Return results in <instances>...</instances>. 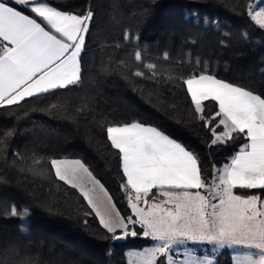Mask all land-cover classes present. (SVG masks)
Listing matches in <instances>:
<instances>
[{
    "label": "trees",
    "instance_id": "16d2710c",
    "mask_svg": "<svg viewBox=\"0 0 264 264\" xmlns=\"http://www.w3.org/2000/svg\"><path fill=\"white\" fill-rule=\"evenodd\" d=\"M49 3L66 13L93 15L79 57V82L0 106V264H130L127 252L146 248L153 239L139 224L128 225L137 236L114 239L80 192L56 176L51 161H81L120 215L135 220L107 128L136 122L193 152L202 179L211 181L247 139L241 134L213 144L206 121L218 105L204 101L201 119L184 81L212 75L264 98V28L252 18L255 0ZM233 191L264 199L261 189ZM149 197H157L156 190ZM212 257L213 264H231L226 248ZM156 264H167L165 257L159 255Z\"/></svg>",
    "mask_w": 264,
    "mask_h": 264
},
{
    "label": "snow or ice",
    "instance_id": "6c2138e0",
    "mask_svg": "<svg viewBox=\"0 0 264 264\" xmlns=\"http://www.w3.org/2000/svg\"><path fill=\"white\" fill-rule=\"evenodd\" d=\"M92 15L65 13L51 6L49 0H14L13 6L0 0V106L18 104L26 97L79 82L78 57ZM252 18L264 28V9ZM136 59L141 60L140 52ZM146 68L151 71L155 65L148 64ZM184 83L201 119L204 101L212 100L218 105V111L206 121L213 144H227L236 135L246 136L247 143L234 154L230 164L215 169L211 181L205 182L198 157L163 132L136 122L110 126L107 139L118 150L126 187L131 189L128 206L136 219L121 217L114 205L105 207L103 198L110 202L111 197L103 188V197L97 194L95 182L90 190L81 188V194L114 239L137 236L136 231L129 232L128 225L140 224L145 237L162 242L150 251L134 253L135 264H156L157 254L166 255L174 244L185 240L255 248L259 250L258 259L246 255L237 264H264V199L233 191L264 190V98L207 74L193 76ZM214 123L216 127H211ZM220 126L223 131L218 134ZM51 165L56 176L73 187L85 182L83 174L91 178L79 160L53 159ZM153 189L164 197L161 202L148 199ZM141 202L147 210L139 207ZM12 215H17L15 208ZM117 229L122 230V236L115 235ZM183 264L211 261L185 260Z\"/></svg>",
    "mask_w": 264,
    "mask_h": 264
},
{
    "label": "rangeland",
    "instance_id": "374dc122",
    "mask_svg": "<svg viewBox=\"0 0 264 264\" xmlns=\"http://www.w3.org/2000/svg\"><path fill=\"white\" fill-rule=\"evenodd\" d=\"M262 9H264L263 0H255V4H254L253 10H252V14L254 15L256 12H259ZM217 133L219 134V132H217ZM213 139H214V137H213ZM218 182L219 181H217V183ZM173 191H175V190H173ZM191 191H196V190L193 189ZM200 191L202 194L208 195L204 191V189H200ZM158 194L160 196L158 199H155L153 197L154 202H156V203H159L164 199V197L160 194V192ZM209 198L211 199V197H209ZM150 202H153V199H151ZM216 202L218 203V201H216ZM139 207L145 208V210H147V207H146V205L143 204V202H141L139 204ZM166 207H172V205H166ZM131 211H132V209H131ZM129 232H131V231H129ZM143 232H144V229H143ZM148 237L152 238L151 236H148ZM161 243H162L161 241L153 239V243L146 248H143L141 250H130V251H128L127 252V258L129 260L130 264H135L136 257L133 255L134 253H143L146 251H150V250L154 249L155 247L159 246ZM224 248L228 249L231 252V264H237V262L239 260H241L246 255H252L254 259H258L259 250L255 249V248H249V247H246L244 245L219 246L216 244H209L207 242H193L190 240H185V241H183V243L174 244L172 246V248L167 252V254L163 255V256L165 257V261L167 264H169V258L171 259V264H183V262L185 260H189V261L209 260V261H211V264H213L214 258L212 257V253L213 252L217 253L218 251H220L221 249H224ZM159 255H161V254H157L156 260L159 257Z\"/></svg>",
    "mask_w": 264,
    "mask_h": 264
},
{
    "label": "crops",
    "instance_id": "0c3cea01",
    "mask_svg": "<svg viewBox=\"0 0 264 264\" xmlns=\"http://www.w3.org/2000/svg\"><path fill=\"white\" fill-rule=\"evenodd\" d=\"M13 1V0H12ZM5 2V1H4ZM6 3V2H5ZM8 4V3H7ZM9 6H11L10 4H9ZM66 13V12H65ZM71 14V13H70ZM87 15V14H86ZM85 15V16H86ZM89 22V21H88ZM47 30V29H46ZM86 33H84V35H85ZM82 50V49H81ZM80 57V56H79ZM79 57H78V62H79ZM79 65H80V62H79ZM54 90V89H53ZM51 91V90H50ZM27 98V97H26ZM145 126V125H144ZM111 143V142H110ZM56 160H68V161H76L77 159H56ZM81 162V161H80ZM82 163V162H81ZM121 165H122V162H121ZM224 166H222V167H219V168H223ZM54 169V168H53ZM54 172H55V169H54ZM89 172V171H88ZM90 173V172H89ZM91 174V173H90ZM84 175V183L83 184H80V183H77V182H73V183H77V186L75 187L79 192H80V194H81V188H83L84 190H90V189H92L93 188V186H94V183L93 182H95V192L97 193V194H99L101 197H103V193L100 191V189L101 188H103V190L105 191V192H107L106 190H105V188L101 185V183L99 182V181H97V179L96 178H94L93 176H92V174H91V178H89L88 177V175L87 174H83ZM94 178V179H93ZM63 181V180H62ZM126 181H127V178H126ZM65 182V181H64ZM66 183V182H65ZM67 184H69V185H71L72 186V183H67ZM153 190H156V194H157V197H155V199H158L160 196H159V190H157V189H153ZM175 191H178V190H175ZM129 192H131V189L130 188H128V193ZM107 194H108V192H107ZM82 195V194H81ZM132 195H133V197L135 196V193H132ZM83 196V195H82ZM108 196H109V194H108ZM110 197V196H109ZM104 199V206L105 207H111V206H113L114 205V203H113V201H112V199H111V201L109 202V200L107 199V197H104L103 198ZM148 199L149 200H151V199H153V197H148ZM87 202V201H86ZM114 207H115V205H114ZM115 211L116 212H118V210L116 209V207H115ZM120 214V213H119ZM96 215V214H95ZM121 216V215H120ZM122 217V216H121ZM98 218V220H99V217H97ZM99 222H100V220H99ZM101 224V223H100ZM103 226V225H102ZM106 229V228H105ZM107 230V229H106ZM117 231H120V232H122V230H120V229H117Z\"/></svg>",
    "mask_w": 264,
    "mask_h": 264
}]
</instances>
